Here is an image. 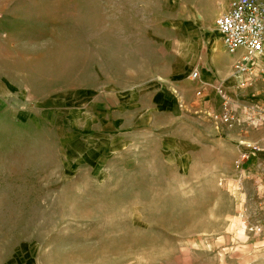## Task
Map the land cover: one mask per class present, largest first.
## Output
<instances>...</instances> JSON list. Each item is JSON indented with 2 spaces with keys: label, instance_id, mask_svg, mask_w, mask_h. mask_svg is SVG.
I'll use <instances>...</instances> for the list:
<instances>
[{
  "label": "rangeland",
  "instance_id": "1",
  "mask_svg": "<svg viewBox=\"0 0 264 264\" xmlns=\"http://www.w3.org/2000/svg\"><path fill=\"white\" fill-rule=\"evenodd\" d=\"M229 2L0 0V264H264L236 212L264 176L235 192L203 94L133 124L155 94L181 96L173 68ZM172 134L199 144L182 170L160 151Z\"/></svg>",
  "mask_w": 264,
  "mask_h": 264
},
{
  "label": "crops",
  "instance_id": "2",
  "mask_svg": "<svg viewBox=\"0 0 264 264\" xmlns=\"http://www.w3.org/2000/svg\"><path fill=\"white\" fill-rule=\"evenodd\" d=\"M223 8L224 6L221 7L219 12H216L217 16L225 13L228 6H226V10ZM211 30L212 29H208L198 41H193L196 53L194 56H191L190 61L186 62L188 66L183 65V67L179 69V65H177L173 68V75L177 72L175 77L178 78V81L175 82H180V80H183V77L187 79L184 81V88H180V90L183 91L181 96L178 95L176 91H172V94H162L161 92L155 94L154 98L150 99L149 105L145 107L137 106L139 109L137 108V111H135L133 124L135 125L140 118L148 120L151 115L167 114L180 117V109L183 108L185 103L187 105L190 102V95L187 92V88L193 85L198 89L195 92V96H197L198 91H200V96L203 94L198 109L199 112L207 115L211 123V134H214L215 131L216 134L219 133L225 136L213 140L212 145L214 148L212 151L214 152L215 147L222 146L225 152L232 153L233 156L235 155V161L239 152L242 150V147L238 145L239 142L257 144L261 148L262 153L257 157H250L246 164V170L251 175L257 174L259 176H264V130L259 129L254 132H242L237 128L228 129L222 126L217 120L221 111L220 101L213 92L214 86L222 85L226 92L234 99L246 100L248 98H245V96L251 95L257 99L254 101L264 104V75L259 72L260 68L264 66V56L258 61L257 65L259 66L250 77V85H243L241 84V79L234 78L232 75L233 65L243 56V51L239 50L234 54L227 53L223 48L221 37L218 33L213 34ZM189 43L187 45H189ZM201 45L205 53L200 56L198 51ZM187 55H190V53ZM194 70L198 72V79L193 83L189 81L188 78ZM174 80L175 78H172L171 82ZM197 83L198 85L196 86ZM164 129H168V127ZM232 140L238 143L237 145L239 148L235 147V149H233L230 147V142ZM160 151L174 156L175 158L171 160L172 163L182 170L192 164L194 156L200 151V148L197 141L195 142L190 138H183L172 134L167 135L166 138H161Z\"/></svg>",
  "mask_w": 264,
  "mask_h": 264
},
{
  "label": "built area",
  "instance_id": "3",
  "mask_svg": "<svg viewBox=\"0 0 264 264\" xmlns=\"http://www.w3.org/2000/svg\"><path fill=\"white\" fill-rule=\"evenodd\" d=\"M214 27L222 39L224 50L234 54L239 50L243 56L233 65L232 75L241 79V84L250 85L251 75L264 56V4L261 0H230L228 9L214 21ZM264 75V66L259 71ZM192 80L198 79L194 70L190 75ZM220 101L221 111L218 122L228 129H239L242 132L264 130V104L250 99H234L222 85L213 87ZM200 91L197 92V96ZM242 150L239 152L232 167L238 177L235 178V192L244 191V181L248 174L246 164L250 157L262 153L257 144L239 142ZM237 217L246 234L257 237L264 234V181H252L250 204L242 200L236 207Z\"/></svg>",
  "mask_w": 264,
  "mask_h": 264
},
{
  "label": "bare ground",
  "instance_id": "4",
  "mask_svg": "<svg viewBox=\"0 0 264 264\" xmlns=\"http://www.w3.org/2000/svg\"><path fill=\"white\" fill-rule=\"evenodd\" d=\"M218 33V32H217Z\"/></svg>",
  "mask_w": 264,
  "mask_h": 264
}]
</instances>
